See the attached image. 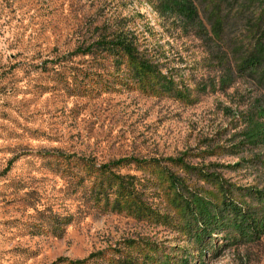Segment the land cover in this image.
Segmentation results:
<instances>
[{"label":"rangeland","instance_id":"rangeland-1","mask_svg":"<svg viewBox=\"0 0 264 264\" xmlns=\"http://www.w3.org/2000/svg\"><path fill=\"white\" fill-rule=\"evenodd\" d=\"M191 1L193 22L158 0H0V264H264V228L201 254L180 201L224 189L264 217V10ZM102 25L134 34L158 81L76 53Z\"/></svg>","mask_w":264,"mask_h":264},{"label":"trees","instance_id":"trees-1","mask_svg":"<svg viewBox=\"0 0 264 264\" xmlns=\"http://www.w3.org/2000/svg\"><path fill=\"white\" fill-rule=\"evenodd\" d=\"M258 2L260 8L264 10V0H258ZM158 3L161 9L180 14L186 22H193L196 18L197 11L191 0H158ZM95 29L99 31L96 40L78 47L76 53L91 54L102 59L112 58L118 65L125 64L136 81L141 82L144 78L158 81L161 75L158 68L159 64L153 61L146 48L140 46L137 37L128 29L121 26L112 28V26L105 25L96 26ZM252 66L250 65V67ZM158 83L166 89L171 87L168 80L162 79ZM80 160L83 162L82 167L84 169L97 168L99 174H105V172L112 174L109 171L132 161L131 158H121L96 167L86 159L81 158ZM169 160L182 163L179 158H170ZM134 161L137 163L147 162L137 159ZM169 176L173 180L174 186L179 190L183 188V183L174 174L170 173ZM112 177L115 182L120 179L119 175L116 174ZM110 180H106L108 185H110V182H108ZM252 194L264 202V191L254 190ZM180 201L185 219L184 229L199 243L201 254H203L204 249L210 247V241L221 233L228 241L253 240L257 237L256 234L259 230L264 228V217L253 214L251 210H247L230 199L224 189H221L219 201L207 199L194 191H191L188 197L186 195L181 196ZM97 256H100V254H91L87 258L75 260L61 257L51 264H91V260L96 259ZM121 261L125 262V260ZM131 264L137 263L132 260Z\"/></svg>","mask_w":264,"mask_h":264}]
</instances>
